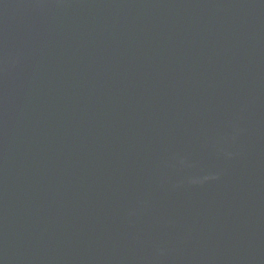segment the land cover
Returning a JSON list of instances; mask_svg holds the SVG:
<instances>
[{
  "label": "water",
  "instance_id": "water-1",
  "mask_svg": "<svg viewBox=\"0 0 264 264\" xmlns=\"http://www.w3.org/2000/svg\"><path fill=\"white\" fill-rule=\"evenodd\" d=\"M0 264H264V0H0Z\"/></svg>",
  "mask_w": 264,
  "mask_h": 264
}]
</instances>
